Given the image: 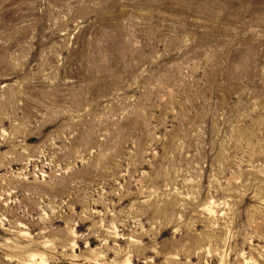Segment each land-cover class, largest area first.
Listing matches in <instances>:
<instances>
[{"label":"rangeland","instance_id":"obj_1","mask_svg":"<svg viewBox=\"0 0 264 264\" xmlns=\"http://www.w3.org/2000/svg\"><path fill=\"white\" fill-rule=\"evenodd\" d=\"M0 264H264V0H0Z\"/></svg>","mask_w":264,"mask_h":264}]
</instances>
